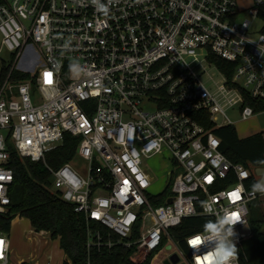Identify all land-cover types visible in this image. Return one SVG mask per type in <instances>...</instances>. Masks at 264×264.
<instances>
[{
	"label": "built area",
	"instance_id": "2783aa9c",
	"mask_svg": "<svg viewBox=\"0 0 264 264\" xmlns=\"http://www.w3.org/2000/svg\"><path fill=\"white\" fill-rule=\"evenodd\" d=\"M252 2L241 9L238 0H0V213L11 205L14 152L42 162L51 190L84 216L87 248L121 244L135 247L133 261L176 254L193 264V234L182 243L171 230L225 212L245 222L235 225L234 243L251 238L249 204L259 198L247 188L251 173L197 119L234 127L226 110L239 105L247 121L258 114L247 99L264 102V0ZM200 58L222 84L204 83ZM65 134L79 143L71 161L53 168L46 156ZM165 151L170 191L151 194L145 163ZM78 159L85 175L72 166ZM0 241V264H9L8 236Z\"/></svg>",
	"mask_w": 264,
	"mask_h": 264
},
{
	"label": "trees",
	"instance_id": "16d2710c",
	"mask_svg": "<svg viewBox=\"0 0 264 264\" xmlns=\"http://www.w3.org/2000/svg\"><path fill=\"white\" fill-rule=\"evenodd\" d=\"M215 61L221 68L226 65L219 59ZM246 104L254 107L256 113L264 111V102L247 99ZM197 120L206 130L214 132L220 138V151L230 161L242 164L250 171L251 178L247 181V188L252 190V185L258 181L254 171L264 167L263 133L241 139L235 127L231 125L214 127L207 114L198 115ZM78 143V139L65 134L62 145L47 154V164L57 168L71 161ZM11 163L14 169V183L10 191L11 205L7 211L0 213V234L8 236L13 221L20 217L27 219L35 232H47L52 240H58L59 247L65 256L64 264H151L154 254L144 260L131 259L135 247L126 248L121 244H115L110 249L87 248L88 238L84 216L75 213L72 205L63 201L59 194L51 190L52 176L45 165L42 162L20 159L14 152ZM169 191L170 188L167 187L165 195L169 194ZM262 197L263 195L259 193L258 200L253 202L257 206V215L250 217L252 238L255 240V254L249 260L245 251L242 253L243 256L238 253L240 264H264V232H262L264 199ZM208 220H214V218L197 216L185 219L179 227L171 230V234L175 241L183 243L185 237L202 232L203 225ZM92 228L99 229L104 238L109 233L106 228L95 224ZM135 238L134 234L131 240ZM111 239L114 243L119 240L113 234Z\"/></svg>",
	"mask_w": 264,
	"mask_h": 264
},
{
	"label": "rangeland",
	"instance_id": "374dc122",
	"mask_svg": "<svg viewBox=\"0 0 264 264\" xmlns=\"http://www.w3.org/2000/svg\"><path fill=\"white\" fill-rule=\"evenodd\" d=\"M239 7L241 9H249L253 2L252 0H238ZM261 24L255 23L252 26L253 31L259 30ZM200 64L196 66V71L200 72L205 69V75L203 78L204 83L210 88L214 89L213 83L218 85L223 83V77L220 72L214 67L209 66L207 63L202 61L200 58ZM231 97H235L232 94ZM239 105L234 106V108L226 110V116L234 124L236 132L239 138H244L250 133H263L264 135V111L255 114L252 118L247 121H241L239 112ZM222 122V119L220 120ZM72 166L74 169L80 170L83 175L86 171V163L83 160H73ZM146 170L154 177L155 182L150 189L151 194H158L165 190L168 185L169 175L171 171L169 152L165 151L163 155L159 158H153L147 160L145 163ZM255 177L258 181L264 180V167L258 168L254 171ZM264 199V197L262 198ZM257 201V200H256ZM250 217L257 215L256 203L249 204ZM262 211L264 213V206H262ZM28 220L25 218L16 219L11 226L10 234L8 239L10 241L11 255L9 264H18L20 260H28L30 263L37 264L43 263L51 253L53 258V264H64L65 256L59 247L58 240H52L49 236H43L38 232L30 234L31 227L28 224ZM262 232H264V225L262 227ZM237 247L238 253H247V259H252L255 254V240L254 238H248L243 241L241 247ZM243 256V255H242ZM245 257V256H244ZM143 256L137 259H142ZM164 263V255H159L155 260L154 264ZM177 264H187L184 259H180Z\"/></svg>",
	"mask_w": 264,
	"mask_h": 264
},
{
	"label": "clouds",
	"instance_id": "9594fccd",
	"mask_svg": "<svg viewBox=\"0 0 264 264\" xmlns=\"http://www.w3.org/2000/svg\"><path fill=\"white\" fill-rule=\"evenodd\" d=\"M253 193L264 194V180L252 185ZM238 213L225 212L217 215L214 220H208L203 225V231L193 234L186 240L187 245L193 249V264H233L237 256V247L234 243L236 235L235 225L244 223ZM201 247L208 251L200 253Z\"/></svg>",
	"mask_w": 264,
	"mask_h": 264
},
{
	"label": "snow or ice",
	"instance_id": "6c2138e0",
	"mask_svg": "<svg viewBox=\"0 0 264 264\" xmlns=\"http://www.w3.org/2000/svg\"><path fill=\"white\" fill-rule=\"evenodd\" d=\"M45 75H46V83H51V73H46ZM125 183H127V181H125ZM230 197L233 201L240 199L238 192L230 193ZM236 215H237V218H239L238 214ZM2 245H3V241H0V247H2Z\"/></svg>",
	"mask_w": 264,
	"mask_h": 264
},
{
	"label": "water",
	"instance_id": "95a60500",
	"mask_svg": "<svg viewBox=\"0 0 264 264\" xmlns=\"http://www.w3.org/2000/svg\"><path fill=\"white\" fill-rule=\"evenodd\" d=\"M179 262V257L174 254L169 257L168 260L165 261V264H177Z\"/></svg>",
	"mask_w": 264,
	"mask_h": 264
},
{
	"label": "crops",
	"instance_id": "0c3cea01",
	"mask_svg": "<svg viewBox=\"0 0 264 264\" xmlns=\"http://www.w3.org/2000/svg\"><path fill=\"white\" fill-rule=\"evenodd\" d=\"M254 134H256V133H253V132H252V133L248 134L246 137L251 136V135H254ZM246 137H244V138H246ZM241 139H243V138H241ZM261 195H263V197H264V194H261ZM263 197H262V198H263ZM18 218H20V217H17L16 219H18ZM16 219H15V220H16ZM21 219H22V218H21ZM15 220H14V221H15ZM14 221H13V222H14ZM28 222H29V221H28ZM28 224L30 225V222H29ZM30 227H31V225H30ZM48 255H49V257L51 258L52 262H54L51 253H49ZM24 261L29 262L28 260H20V261L18 262V264H19L20 262H24Z\"/></svg>",
	"mask_w": 264,
	"mask_h": 264
}]
</instances>
